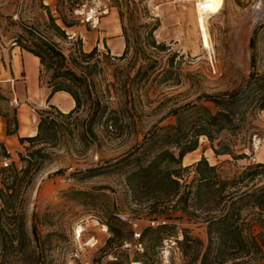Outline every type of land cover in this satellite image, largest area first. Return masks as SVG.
Masks as SVG:
<instances>
[{
  "label": "rangeland",
  "instance_id": "obj_1",
  "mask_svg": "<svg viewBox=\"0 0 264 264\" xmlns=\"http://www.w3.org/2000/svg\"><path fill=\"white\" fill-rule=\"evenodd\" d=\"M158 1L161 6L155 18L149 12L146 0H116L111 12L100 19L96 28L66 15L68 20L74 22L67 29V34L74 39L80 38L85 51L95 47L103 54L102 59L106 62L103 72L105 78L112 80L133 76L140 64L147 68V74L142 80L136 78L134 85H131L127 97L134 107L128 127L121 136L109 139L103 132L97 131V137H93V142L84 149L71 137L46 147L49 155L36 173L22 202L25 229L31 247L27 249L28 252L14 253L9 247L4 251L0 245V264H32L29 256L32 248L38 257V264H44L43 254L45 264H65L72 249V235L78 225L85 228L81 234L82 240L92 235L97 238V243L85 252L94 264L113 261L121 264L141 263L138 259H143L141 254L145 251L144 243L140 242L139 247V241L132 234L121 245L106 247V240L111 233L103 224L104 211L99 204L97 209L90 204H81L69 193L72 190L106 194V200L114 208L117 218L126 222L132 231L131 223L136 224L138 232L147 225L156 226L163 222L175 224L169 232L175 234L176 238L172 236L164 239L159 246L148 250L146 257L153 264H163L166 257L169 264H182L183 256L176 240L182 237L179 228L189 229L205 245L206 232L201 221L189 218L180 211H172L167 216L157 218L146 215L130 201L124 191L121 175L112 173L87 179L73 177L81 169L105 165L106 159L133 149L135 142L143 141L157 127L174 122V112L184 105L202 101V98L198 99L200 94L231 90L248 78L251 71L249 42L254 29L264 23V0H209L211 16L200 11L196 14L191 3ZM57 6L65 10L60 2ZM55 8V5H51L53 15H56ZM45 17L44 10L39 7V0H0V42L6 49L13 43L12 36L18 27L12 21L36 24L43 22ZM154 25L155 29L149 35ZM52 38L67 52L71 45L69 42L55 35ZM257 51V67L264 72L263 39H259ZM31 67L30 63L26 67L22 60L21 74L14 80L10 76L12 67L9 51L2 50L0 53V112L11 115V109L15 108L23 133L36 131L37 111L50 104L47 102L49 88L45 94L41 91V88L47 86L45 79L39 82L38 63L33 71L36 74L34 92L28 90L26 69ZM54 100L58 104L65 102L60 95H56ZM4 120L0 116L1 134L5 132ZM253 126L255 134L252 138L264 134V110L254 116ZM13 138L15 145L11 144L10 138L6 143L0 139V143L6 144L11 160L20 168L22 163L19 154H26V146L29 147L30 143H20L16 137ZM239 148L238 152H242ZM243 151L249 154L248 158L235 160L230 155H215L207 138L200 137L198 147L183 158L182 165L187 166L201 156L209 164L222 165L223 169L230 171L240 169L249 161L264 163V145L257 150L252 147L251 151ZM5 159L8 158H0L1 165ZM21 201L19 196L16 206H21ZM119 214L126 219L122 220ZM151 221H154L153 225ZM33 225L36 228L34 233ZM258 230L256 228L255 232ZM15 234L16 226L8 223L3 225L0 232V236L5 239Z\"/></svg>",
  "mask_w": 264,
  "mask_h": 264
},
{
  "label": "trees",
  "instance_id": "obj_2",
  "mask_svg": "<svg viewBox=\"0 0 264 264\" xmlns=\"http://www.w3.org/2000/svg\"><path fill=\"white\" fill-rule=\"evenodd\" d=\"M58 2L65 10L57 6ZM75 2L56 0L52 4L56 7V15H53L51 5L39 0V7L46 15L43 22H11L18 27L12 36L13 44L39 60V82L45 79L49 88L47 102L54 93L62 91L72 97L74 106L62 111L49 104L37 111L36 133L18 136L20 143H30L26 146V154H19L20 168L11 160L5 145L0 143V158L10 160L7 166L0 164V232L6 223L16 226L17 231L8 239L0 236L4 251L9 247L14 253H25L31 247L22 202L49 155L46 147L71 137L84 149L93 142V137H97V131L109 139L121 136L128 127L134 107L127 97L131 85L136 78L142 80L147 74V68L140 64L133 76L105 78L103 54L95 47L85 51L80 38L74 39L67 34L74 22L66 15L71 16ZM153 29L155 25L149 35ZM53 35L71 44L67 52L53 40ZM259 39L264 40V23L254 29L250 39L251 71L241 85L215 94H200L198 99L202 98V101L184 105L174 112V122L157 127L143 141L135 142L133 149L106 159L105 165L81 169L73 174L78 179L112 173L121 175L130 201L146 215L157 218L180 211L201 221L206 232L205 245L189 229L179 228L182 237L176 240L183 256L182 264H264V182L259 184L264 180V163L249 161L240 169L230 171L222 165L209 164L201 156L187 166L182 165L183 158L198 147L200 137L207 138L215 155L226 154L235 160L249 157L243 150H252L253 118L258 111L264 110V72L257 67ZM11 111V115L0 112L5 118L6 135L17 134L18 130L16 109ZM237 147L242 152H238ZM69 193L81 204H90L94 209L100 205L104 211L103 224L111 233L106 247L119 246L131 238L133 231L117 218L106 194H93L87 190ZM19 196L22 201L18 207ZM174 227L175 224L163 222L147 225L141 230L137 240L144 243L145 251L141 254L143 259H138L140 264H153L146 257L148 250L159 246L164 239L176 238L169 232ZM256 228L259 230L255 232ZM35 229L33 225V233ZM29 251L32 264H38L34 249ZM45 259L43 254L44 264Z\"/></svg>",
  "mask_w": 264,
  "mask_h": 264
},
{
  "label": "built area",
  "instance_id": "obj_3",
  "mask_svg": "<svg viewBox=\"0 0 264 264\" xmlns=\"http://www.w3.org/2000/svg\"><path fill=\"white\" fill-rule=\"evenodd\" d=\"M114 0H76L72 7L71 16L76 18L79 22L83 24H87L91 28H96L100 22L102 17L107 16L112 8H113ZM147 5L149 7V12L153 15V17H158L159 10L161 6V2L158 0H146ZM174 4H184L191 3L196 14L200 11L201 13L211 16L210 13V5L211 2L209 0H171ZM255 10H257V6H255ZM15 101V100H14ZM264 145V134L261 136H253L252 138V147L254 150H257L259 147ZM10 160L5 159L3 162V166H7ZM119 217L122 220H125L126 217L124 215L119 214ZM151 224H154V221H151ZM133 228V236L135 240L139 238L140 232L136 231V224L131 223ZM78 229H80L78 231ZM85 228L82 225H78L74 230L72 235V249L68 254L67 260L65 264H94L91 260H89L85 252L93 247L97 243V238L92 235L87 237L85 240L81 239V234ZM141 247V243L137 244ZM163 264H169L167 257L164 258ZM131 264H138L137 262Z\"/></svg>",
  "mask_w": 264,
  "mask_h": 264
},
{
  "label": "crops",
  "instance_id": "obj_4",
  "mask_svg": "<svg viewBox=\"0 0 264 264\" xmlns=\"http://www.w3.org/2000/svg\"><path fill=\"white\" fill-rule=\"evenodd\" d=\"M53 1L54 0H43V3L46 5H49V4L52 5ZM120 47H121V49H123L124 43H123V45L121 44ZM2 50L9 51V58H10L11 67H12V70H11L12 73L10 74V76L14 80H16L19 77V75L21 74L22 60L25 61L26 67L27 66L29 67V63L31 64L32 67L30 69L29 68L26 69V76L28 78L27 79L28 90L31 92H34V87H35V82H36V76H35L36 74H33V71L36 70L37 63L39 64L38 58L26 50L20 49L19 46L14 45L13 43H11L10 46L6 49L5 46L0 42V53ZM29 72H30V76H29ZM37 72H38V69H37ZM47 90H48V88H41V91H43L44 94L47 92ZM56 95H60V97H63V99L65 101L64 104L63 103L58 104L57 102H55L54 98ZM48 103L57 106L62 111H68L74 106V100L72 99V97L68 93L62 92V91L54 93L53 96L49 99ZM4 129H5V120H4ZM35 133H36L35 130H32V132L23 133L21 130V126L18 125L17 134L6 135L5 132H4V134L0 133V139H2V141H4L6 143L10 138L11 144L15 145V140L13 137H16L18 139V136H32ZM188 154H190V153H188ZM198 159L199 158H196L195 160H193V162L197 161Z\"/></svg>",
  "mask_w": 264,
  "mask_h": 264
},
{
  "label": "bare ground",
  "instance_id": "obj_5",
  "mask_svg": "<svg viewBox=\"0 0 264 264\" xmlns=\"http://www.w3.org/2000/svg\"><path fill=\"white\" fill-rule=\"evenodd\" d=\"M80 229H78V231H79Z\"/></svg>",
  "mask_w": 264,
  "mask_h": 264
}]
</instances>
